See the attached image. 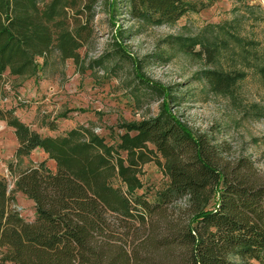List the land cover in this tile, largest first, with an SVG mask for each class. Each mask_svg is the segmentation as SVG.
<instances>
[{
    "label": "trees",
    "instance_id": "trees-1",
    "mask_svg": "<svg viewBox=\"0 0 264 264\" xmlns=\"http://www.w3.org/2000/svg\"><path fill=\"white\" fill-rule=\"evenodd\" d=\"M217 1L125 0L132 18L153 26L174 24ZM79 2L0 0V80L6 71L16 77L34 74L37 59L44 63L54 52L61 61L78 64L80 27L70 28L68 12L89 14L95 0ZM176 40L185 52L193 54L199 44L209 55L214 52L209 41ZM114 45L127 57L118 39ZM202 75L217 92L235 84L221 72ZM139 80L148 94L161 98L159 112L124 125L126 133L112 146L85 128L42 137L0 108V120L14 130L16 159L40 149L56 166L51 173L43 164L20 171L9 165V172L17 173L12 192L34 203L32 222L10 208L11 192L0 179L1 264H264V182L241 161L223 163L218 147L193 135L170 112L173 95ZM149 145L163 160L167 178L152 201L136 194L142 187L139 168L154 153ZM177 203L183 218L169 221L168 209ZM109 217L137 224L140 236L129 252L96 234V219L110 227Z\"/></svg>",
    "mask_w": 264,
    "mask_h": 264
},
{
    "label": "rangeland",
    "instance_id": "rangeland-1",
    "mask_svg": "<svg viewBox=\"0 0 264 264\" xmlns=\"http://www.w3.org/2000/svg\"><path fill=\"white\" fill-rule=\"evenodd\" d=\"M68 13L70 28L80 27L78 64L61 61L54 52L44 63L37 59L34 74L16 77L6 71L0 80L2 110L42 137L85 128L112 146L126 133L124 125L159 112L161 98L148 94L141 78L176 98L168 103L170 112L193 135L218 147L223 163L241 161L253 169L257 181L264 182V3L218 0L174 24L155 26L132 18L125 0H116L113 6L111 0H95L89 14ZM178 38L185 44L209 41L214 52L210 56L201 44L193 47V54L185 52L176 45ZM114 39L127 57L118 53ZM203 71L229 75L235 84L217 92L204 79ZM16 149L13 128L0 120V179L6 180L11 192L10 208L32 222L34 203L12 192L17 173L11 174L9 165H17L20 171L43 164L51 173L56 166L40 149L19 160ZM148 149L154 153L139 168L142 187L136 194L152 201L167 178L163 160L151 145ZM113 184L119 186L120 181ZM180 205L168 209L169 221L183 218ZM108 220L110 227L96 219V234L129 252L133 239L140 236L135 232L137 224L116 217Z\"/></svg>",
    "mask_w": 264,
    "mask_h": 264
},
{
    "label": "built area",
    "instance_id": "built-area-1",
    "mask_svg": "<svg viewBox=\"0 0 264 264\" xmlns=\"http://www.w3.org/2000/svg\"><path fill=\"white\" fill-rule=\"evenodd\" d=\"M261 3H264V0H259Z\"/></svg>",
    "mask_w": 264,
    "mask_h": 264
}]
</instances>
